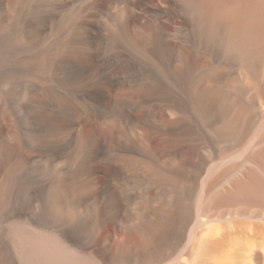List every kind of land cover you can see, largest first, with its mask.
Wrapping results in <instances>:
<instances>
[{
	"label": "bare ground",
	"instance_id": "obj_1",
	"mask_svg": "<svg viewBox=\"0 0 264 264\" xmlns=\"http://www.w3.org/2000/svg\"><path fill=\"white\" fill-rule=\"evenodd\" d=\"M86 1L0 0V264H264V0Z\"/></svg>",
	"mask_w": 264,
	"mask_h": 264
},
{
	"label": "rangeland",
	"instance_id": "obj_2",
	"mask_svg": "<svg viewBox=\"0 0 264 264\" xmlns=\"http://www.w3.org/2000/svg\"><path fill=\"white\" fill-rule=\"evenodd\" d=\"M77 1H79V0H77ZM78 3H79L80 6H82L81 7V12H80V16L81 17H83L84 15H87L85 13L90 12L88 14H91L92 13V14L98 15L97 18H96V23L98 25H100L101 27L102 26H103V28L106 27V25L108 23L107 24H104V22L106 23L109 20L110 21H109L108 26L110 24H112V25H110L112 27L116 25V23L114 21V15H113L112 10L111 11L108 10L104 6V4L102 3L101 0H88V1L85 2V4L83 2H77V5H78ZM96 13H98V14H96ZM101 15H102V17H101ZM104 15L107 16L109 19L108 20H104L105 19L104 18ZM102 33L105 34V32H102ZM0 55H1L0 56V60H1L0 61V67L2 68V69L0 68V78H1L2 75H3V73H4V70H3L4 69L3 68V64H5L4 62H6V60L11 61L13 59V56H12L11 52H8L7 54H5L4 50L2 51V48H0ZM6 57H7V59H6ZM86 62L91 65V68H92L93 71H97V70L100 69L99 65L95 63L94 58L88 57L86 59ZM90 80L91 79L89 77L84 79L85 82H90ZM12 86L7 87L4 84H1L0 85V91H2L4 93H7L6 94L7 97L13 99L14 97H16V93H14V89H11ZM110 97H112L110 103H111V107L113 108L115 106L116 102L118 101V92L112 91V93L110 94ZM84 128L87 129V125H85ZM12 131H13L12 129H11V131L9 129L8 131L6 130L5 133L7 134V132H8V134H10V133H12ZM85 132H86V130H85ZM98 132H100V131H98ZM99 136H100L99 137L100 145L103 148H105L108 157H109V155L112 156V157H109V161L108 162H105L103 164L104 168L102 166V170H105L107 168L104 172H107L109 174V176H111V179H114L115 180L120 175L119 173H121V172H119V169H118V166H117L118 164L116 163L118 160H117L115 154L113 153L115 143L112 142L109 137L106 138V136L102 135L101 132L99 133ZM106 163H107V165H106ZM111 166H112L113 169L111 168ZM86 174H87V176H88L87 178L89 180H92L94 182H98L97 181V177L101 176L102 171L99 173V171H96V169L91 164H88L87 165ZM113 182L115 183V181H113ZM114 183H111L110 184V186H109L110 189H114ZM95 186L97 187V188L95 187V190L96 191L97 190L98 191H101L103 189V186H100L99 184H96ZM20 189H21V181L19 180L18 181V192L15 194L16 195L15 198H16V202L17 203L20 202V194H19Z\"/></svg>",
	"mask_w": 264,
	"mask_h": 264
}]
</instances>
